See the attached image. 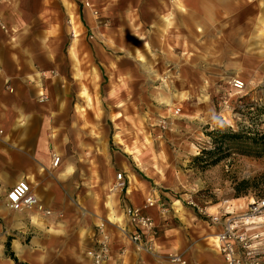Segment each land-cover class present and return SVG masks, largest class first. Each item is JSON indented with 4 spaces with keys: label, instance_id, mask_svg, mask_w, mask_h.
<instances>
[{
    "label": "crops",
    "instance_id": "1",
    "mask_svg": "<svg viewBox=\"0 0 264 264\" xmlns=\"http://www.w3.org/2000/svg\"><path fill=\"white\" fill-rule=\"evenodd\" d=\"M172 1L168 15L145 16V24L154 25L152 33L163 32L154 48L161 57L158 69L165 71L158 83L162 92L148 98L150 105L175 100L195 115L200 107H216L221 92L230 89L226 80L264 78V49L256 41L264 29V0H240L235 6L233 0H218L214 9L210 6L214 18L208 36L194 19L186 20L192 11L203 14L201 0L187 3L192 11L186 0ZM91 15L82 0H0V264H92L87 251L96 245L102 217L110 238L107 264H174L168 258L173 251L188 264H224L216 248L219 226L181 202L162 213L146 210L157 226L154 250L138 251L128 239L133 226L123 209V216L118 213L120 202L142 204L145 186L133 173L137 186L110 188L109 130L96 113L95 97L102 110L138 107L140 85L135 65L121 67L116 56L111 73L102 76L103 62L90 57L99 48H90L87 32L96 26L105 34ZM191 23L192 35L187 32ZM104 41L113 44L108 37ZM236 67L241 76H233ZM54 156L60 158L56 166ZM23 179L41 213L9 208L6 194ZM219 212L231 211L220 207L211 213ZM14 214L22 217L21 224L12 222ZM7 241L16 260L6 250Z\"/></svg>",
    "mask_w": 264,
    "mask_h": 264
},
{
    "label": "rangeland",
    "instance_id": "2",
    "mask_svg": "<svg viewBox=\"0 0 264 264\" xmlns=\"http://www.w3.org/2000/svg\"><path fill=\"white\" fill-rule=\"evenodd\" d=\"M219 1L201 0L203 14H198L197 11L193 14L192 5L187 4L193 3V0H186V7L192 11L186 16V20L192 22L194 19L197 26H202L201 33L208 36L209 22L211 17L214 18L212 11L213 15L210 16V6L214 9ZM237 1L240 0H233L234 6ZM172 4V0H82V5L90 8L91 17L105 34L102 37L96 26L87 32L90 48L92 49V45L99 48L96 52L91 50L90 57L94 56L96 61L99 59L103 62L100 66L102 76L105 77L104 73H111L110 60L116 56L120 57L121 67L127 69L129 65H135L137 83L140 85L138 93L142 104L138 107H104L102 110L98 107V96L95 97L96 113L103 115L104 126L109 130L108 152L105 150L107 165L112 166L110 171L113 180L117 172L122 173L125 185L123 190L129 185L131 188L134 184L137 186L138 183L132 175L134 173L145 186V196L155 190L159 199L167 207L173 204L174 209L180 208L179 202L192 208L187 204L188 201H193L199 207L208 206L210 213L226 207L231 211L230 215L249 217L246 227L250 232L260 233L264 238V210L257 214L247 212L249 205L259 199H255L251 191L235 196L233 188L236 182L264 172V149L253 151L251 155L259 157H252L243 155L240 144H237L226 152L227 157L204 169L192 161L202 149L211 148L208 133L220 126H223L221 131L230 127L234 131L248 128L254 132H264V78L243 80L245 89L238 94L233 89L230 90L231 88L223 90L216 107H200L199 113L195 115H192L191 107H181L175 100L163 98L162 105H150L148 98L153 93L159 96L162 92L158 83L165 71L158 69L159 63H156L161 57L156 54L160 52L154 48L162 43L160 33L163 32L162 28H158V33H152L150 30L154 29V25L145 24V16L152 18L162 12L168 15L167 10L173 7ZM253 5H256V1L250 2L249 10L255 9ZM255 17L254 12V16L250 18ZM188 29L187 32L191 35L192 31H196L193 23ZM113 36H117V42L113 41ZM258 36L256 41L259 48L264 49V29H260ZM107 37L112 39L113 44L103 42ZM192 40L190 38L191 42ZM186 55L192 57L190 54ZM204 60L209 62L208 49ZM237 71V67L236 70L233 69V76H241L235 73ZM229 81L226 80L228 88ZM209 100L210 97H206V101ZM176 109H179L177 113ZM113 180L109 184L110 188L115 185ZM262 199L264 198L260 200ZM122 206L120 202V210L117 209L120 215ZM194 210L196 215L201 216L196 208ZM257 216L262 219L257 220ZM105 219L100 218L98 224L102 222L106 226ZM21 221L22 217L14 214L12 222L21 224Z\"/></svg>",
    "mask_w": 264,
    "mask_h": 264
},
{
    "label": "built area",
    "instance_id": "3",
    "mask_svg": "<svg viewBox=\"0 0 264 264\" xmlns=\"http://www.w3.org/2000/svg\"><path fill=\"white\" fill-rule=\"evenodd\" d=\"M1 25V23H0ZM2 26V25H1ZM229 86L236 94L245 89V82L239 78H232ZM179 109L175 110V113ZM60 158L54 156L52 165H58ZM125 187L122 173L116 174L114 188L123 190ZM6 200L10 209L18 212L35 211L41 213L42 207L38 199L31 193L30 185L26 180L17 181L7 192ZM189 205L197 212L207 218L210 223L217 224L219 230L216 233V248L224 264H264V238L260 233L250 232L247 228L249 217L233 216L228 212L217 214L209 213L206 207H199L193 201ZM155 208L165 212L169 207L159 199L158 193L154 190L149 192L140 205H130L123 202V213L127 221L133 226L128 239L134 244L138 251H152L155 248L157 236L156 224L147 209ZM264 210V199L251 203L248 213L257 214ZM48 213V211H46ZM98 238L94 248L87 251L92 264H107L110 256L109 234L101 222L97 225ZM169 260L174 264H188L186 258L178 252H170Z\"/></svg>",
    "mask_w": 264,
    "mask_h": 264
},
{
    "label": "trees",
    "instance_id": "4",
    "mask_svg": "<svg viewBox=\"0 0 264 264\" xmlns=\"http://www.w3.org/2000/svg\"><path fill=\"white\" fill-rule=\"evenodd\" d=\"M213 129L208 133L211 139V148L202 149L199 155L192 158L193 162L199 164L200 168L204 169L210 165H214L225 157L230 147L237 144L242 148V154L252 157H259L251 155L257 149H264V132H254L248 128L240 129L238 131L232 130L230 127ZM235 196H240L248 192H253L255 199L264 198V172H261L251 178L243 179L234 185ZM6 250L8 254L14 259L12 252L9 250V241L6 242Z\"/></svg>",
    "mask_w": 264,
    "mask_h": 264
},
{
    "label": "bare ground",
    "instance_id": "5",
    "mask_svg": "<svg viewBox=\"0 0 264 264\" xmlns=\"http://www.w3.org/2000/svg\"><path fill=\"white\" fill-rule=\"evenodd\" d=\"M257 220H261L262 219V217H260V216H257V217H255Z\"/></svg>",
    "mask_w": 264,
    "mask_h": 264
}]
</instances>
